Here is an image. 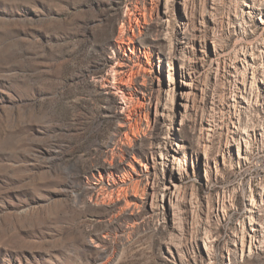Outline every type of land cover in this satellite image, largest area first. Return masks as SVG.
Listing matches in <instances>:
<instances>
[{"label":"rangeland","instance_id":"1","mask_svg":"<svg viewBox=\"0 0 264 264\" xmlns=\"http://www.w3.org/2000/svg\"><path fill=\"white\" fill-rule=\"evenodd\" d=\"M160 1L0 0V264H264V0Z\"/></svg>","mask_w":264,"mask_h":264},{"label":"bare ground","instance_id":"2","mask_svg":"<svg viewBox=\"0 0 264 264\" xmlns=\"http://www.w3.org/2000/svg\"><path fill=\"white\" fill-rule=\"evenodd\" d=\"M160 3H161V1H160ZM165 4L167 5L166 2H165ZM186 4L183 3V6H182V11H183L185 17H187L186 14L188 12ZM163 8H167V7H163ZM158 13L165 14L166 12L158 9ZM157 60H158L157 61V67L160 68L162 66L163 60L160 57ZM186 73H187L188 77H185V79H182L180 82V85L175 90V96L177 97V103L180 106L185 107V108L189 105L190 101L192 100L191 97H192V94L194 93V88H195L192 81L189 78L190 77L189 72H186ZM184 74H185V72H184ZM258 97H260V93L259 94L257 93L256 99ZM166 150H167V152L164 156L163 155H159V156L154 155L153 159H152V164L153 165L160 164L164 168V169H162V168L161 169L164 171V174L167 176L168 181L164 183V187H165L166 191L163 193V196H164V198H168V200H169V199H172L175 195L177 196V193H179L178 192L179 181L182 178V174H181L182 171L180 172L179 169L176 167V166H179L178 165V162H179V143L176 144V146L169 144L167 146ZM251 197H252V199H250L251 200L250 207L254 208L256 201L254 200L253 196H251ZM251 210H252V208H251ZM251 228H252L251 230L253 231V234L250 236L247 233L252 240V241H250L249 251L252 250V247L256 246V240L258 237V235H257L258 229L254 228V227H251ZM242 237H244V235ZM242 240H244V239L242 238ZM241 246H242L241 251H242V253H244V246H245L244 241L241 242Z\"/></svg>","mask_w":264,"mask_h":264}]
</instances>
